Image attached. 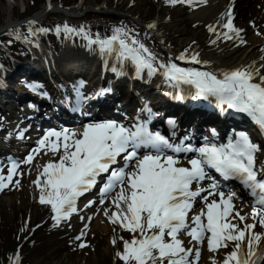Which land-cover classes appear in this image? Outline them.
Here are the masks:
<instances>
[{"label":"snow or ice","instance_id":"1","mask_svg":"<svg viewBox=\"0 0 264 264\" xmlns=\"http://www.w3.org/2000/svg\"><path fill=\"white\" fill-rule=\"evenodd\" d=\"M162 3L191 8L199 0ZM25 23L27 32L19 26L7 30L8 45L15 40L39 48V37L49 29L37 27V21L32 19ZM157 24L146 23L142 34L123 24L113 27L107 36L92 34L84 25L73 27L67 23L56 25L55 32L65 39H82L89 51L98 53L110 65L117 78L129 73L146 82L159 78L156 87H163L164 95L180 102L188 97L206 101L222 116L242 114L264 135V54L259 66L252 61L214 68L200 58L193 48L196 42L192 41L178 55L162 56L155 45L150 46L152 38L159 35ZM207 30L212 37L210 45L221 41L233 42V46L236 41L246 43L243 30L234 25L231 5L216 23L207 25ZM160 44L165 45V41L161 39ZM260 51L264 53V48ZM178 61L203 65L204 70L182 67ZM21 83L37 96H48L39 82ZM85 86L83 80L72 84L74 102L70 110L74 113L81 112L90 100L113 92L111 87H101L90 96L83 90ZM137 111L131 124L103 119L83 123L77 130H44L22 161L8 158L7 175L2 174L0 165V191L10 185L20 186V180L14 177L22 175L18 172L21 164L33 165L37 156H47L48 160L37 166L40 170L32 183L39 191V204L50 209L53 227H61L63 222L70 227L74 214L90 222L92 216L85 217L84 209L102 206L97 207V213L102 212L113 226L112 231L119 229L129 234V238L114 235L110 241L113 246L122 245L114 254L121 264H199L205 243L210 253L223 256L221 261L213 256L212 264H264V160L259 159L264 155V145L255 142L246 131L235 129L225 142H217L215 128L210 129V138L205 137L197 145L191 133L177 137L178 123L174 118L165 121L167 135L153 130L150 123L160 113L150 104L145 103ZM25 134V130L17 129V139L23 140ZM220 180L238 182L250 201H243ZM96 188L98 199L88 200L81 209L78 201ZM237 200L250 206V213L241 214L242 209L237 210L235 205ZM197 202L202 205L198 213ZM257 227L261 231H255ZM88 228L85 223L74 237L81 249L87 246L84 237ZM26 230L27 221L20 231ZM182 236L190 237L187 244ZM20 262L18 249L9 256V264Z\"/></svg>","mask_w":264,"mask_h":264},{"label":"bare ground","instance_id":"2","mask_svg":"<svg viewBox=\"0 0 264 264\" xmlns=\"http://www.w3.org/2000/svg\"><path fill=\"white\" fill-rule=\"evenodd\" d=\"M158 3L162 2V0H156ZM245 0H206V3L204 0H199V3L197 5H193V7H188L186 6L183 11L187 10L190 11L188 19L191 21L193 27L198 26L199 28L202 29L199 34V36H205L209 37L208 41L205 44H201L200 40L196 36H190L191 31L187 30L185 32H182L176 41L180 43L181 45H176L175 43H172L170 40V34L169 32H175L177 29L183 25V21L180 19V16H172V14L166 10L167 12L165 14H162L159 16L157 19L152 18L151 20L145 21V19L141 18L138 15L137 9H129L132 6V1L130 0H116L115 3H111L109 0H104L101 4H95L92 1L88 0H81L80 4L78 5L76 10L69 11L71 14H79L83 12H92V11H102L100 15L108 13L110 15H116L119 19L120 18H125V19H131L135 21V24L138 26L136 28L137 30H141V33H143L144 28L143 26L151 21H157V32L159 35H156L153 37V42L152 40L150 41V46L155 45L156 49L161 53L162 56H167L169 54L171 55H178L180 52L184 51L188 46L192 43V41H195L196 44L193 45V48L196 52L200 54V58L202 60L210 62L212 67L214 68H225V67H230V66H236L240 64H249L252 61L257 62V66H259V63H261L260 57L262 53L260 50L264 48V38H259L256 36H251V37H243L244 40L246 41L245 44H239V41H236L235 44L236 46H233V42H225L221 41L218 42L217 45H210L209 40L212 38L207 30V25H211L216 23V21L220 18L221 13H224L227 8L231 5L234 6V10H237V13L239 14V17L237 19V22L234 24L237 28L242 29L244 31V26L241 25V20L243 19L244 21L246 20L247 16V9L245 7H242L243 3ZM59 1L52 2L49 6L42 8L38 12H36V15L34 18L31 17L32 20L37 21V23L42 22L47 15L51 11V13H54V11L57 10V7H60V4H58ZM42 4V3H41ZM131 5V6H129ZM52 8V9H50ZM68 12V11H65ZM234 13V12H233ZM28 14H32V11L28 12ZM96 17H99L98 14H93ZM88 16H90L88 14ZM243 16V17H242ZM30 16H24L22 18V21H17L16 24H13L14 26H19L22 31L24 32L23 26H24V21H27L26 19ZM113 22V21H112ZM68 24V21L66 22ZM59 25V24H58ZM8 27L11 26V23L7 25ZM166 27L164 30L163 27ZM93 28V24L91 25ZM161 29L159 30V28ZM15 28V27H14ZM13 28V29H14ZM257 32H259L261 35L264 34V17L260 20L259 25L256 28ZM111 29L109 27H100L95 30L94 33L96 34L99 33L101 36H107L111 35ZM243 33V32H242ZM241 35L243 36V34ZM76 38V37H75ZM72 41L73 46L71 43L67 40L65 45H60L59 49L61 52H56L55 59L50 58L48 59L51 50L50 51H40L41 54H44V57H38L35 56V58L32 60L28 53L26 54V51L20 47H17V52L19 55L17 56L20 60H22V66L17 64H13L10 68H8V72L5 71L4 73L0 74V98H3V101H10L11 99H15L17 96L15 94H12L13 92L7 93L9 91V86H15V87H22L23 89V94H28L30 93L31 95L33 94L30 92L28 89H26L21 81H22V73L25 74L26 72H29L32 75H37V76H42L48 79L49 81V87L53 91H58L62 90V88L68 86L70 83L69 80H82L81 78H84V76H78L80 74H83L84 71H79L77 70V66L74 67V70L76 72V75H71L69 76H59L61 78V81L63 82L60 84V81L57 79L58 78V71L61 70V67H56L57 63H61L63 59H66L68 55H72V52L74 48H76L77 44L75 42L79 39H75ZM73 39V38H72ZM163 39L165 41V45L160 44V40ZM222 44L218 48L216 46ZM83 49V48H82ZM81 49V50H82ZM87 49V48H86ZM42 50V49H41ZM58 50V48H57ZM170 50V51H169ZM7 53H10L11 56L16 55L15 51L11 50L10 48H7ZM23 53V54H21ZM85 53V51H83ZM85 54H89V52H86ZM31 55V54H30ZM70 55V56H71ZM3 57V56H2ZM6 60V57H3ZM25 58V59H24ZM72 61L79 62L77 58L71 57ZM24 61V62H23ZM36 61H38L41 65H49L50 67H54L53 69H47L48 73L46 74L45 71H43L40 68L34 69L35 67L31 65H36ZM56 62V63H55ZM24 63H28L27 66H24ZM180 66L182 67H196L200 68L201 70H204L203 65H194V64H185L184 62L179 63ZM99 65H105L106 69H99ZM79 68V67H78ZM56 69V70H55ZM103 71H107L109 74L106 73H101ZM74 74V73H73ZM89 77L92 79L96 78V82L103 81L105 84L98 85L96 84L95 87L101 88V87H111L113 89L112 94L103 97V98H94L87 102L84 107L83 111L81 112H86L90 113L92 109L95 111L93 112L94 114H97L96 112L99 111V106L104 103L102 106L104 112H108L112 107L117 108L115 114H116V120L122 121L123 117L121 115L127 114L128 110L131 109L130 105L127 98H126V104H124V96L126 95H134L133 92H136L135 95H137L138 92H143L147 97H150L153 99V101L158 102L157 104L160 105L162 109H164L165 113H177L178 116L181 117V120L183 122L184 126H189L190 129L195 130L194 134L197 136L198 140H203L205 137H209L210 135L206 132V126L198 125V119L202 118L204 121H206L209 125L217 127L219 125V129H221V125L225 123H233V124H243L244 122L238 120L237 118H234L232 115L231 116H225V119L223 122L220 121L219 118H217V115L220 114L216 108H214L212 114L207 115L206 112L202 109V107L206 104V101L199 100V101H193L189 97L190 101V106L191 108L189 110H185L182 108L184 106V103L181 104L180 101H176L171 98V96H166L164 95V88H157L156 84L159 83L157 82V78H153L152 81L146 82L140 79L132 77L131 73L129 75L117 78L114 73L110 71V65H106L103 60L100 58V55H97V62L93 61L92 64L90 65L89 71L86 73ZM132 77V78H130ZM15 78H21L18 81L15 80ZM66 78L67 80H64ZM98 79V80H97ZM34 79L31 77L28 79L29 82L33 81ZM91 80V79H90ZM92 83V81H90ZM157 82V83H156ZM15 83V85H13ZM9 84V86H8ZM155 85V86H154ZM122 87L127 88L125 92ZM154 86V87H153ZM95 87L90 88L87 93H95L99 89H96ZM153 87V88H152ZM70 90L67 91V93ZM22 94V95H23ZM90 95V94H88ZM25 96V95H24ZM38 97L37 95H35ZM59 98L64 97L61 94L57 95ZM56 97V96H55ZM144 97V95H143ZM62 100H67L65 103H67L69 100L68 99H62ZM192 100V101H191ZM50 101V100H48ZM32 102L35 106L36 109L32 110L30 113H26L28 115V118L30 115H33L34 117L39 119V114L43 113L49 109H52L53 111L57 110L58 106L57 104H54V106H44L38 103V99H24L23 103H28ZM134 102V100H133ZM22 103V104H23ZM71 102L69 101V104ZM38 105V106H37ZM63 108H68L67 106H63ZM66 112V110H64ZM15 114H18V109L16 110ZM73 113L70 111L67 112L68 116H72ZM50 115H54V113H50ZM103 114H101L102 116ZM14 115H11L13 118ZM15 117V116H14ZM99 117V116H98ZM107 119H113L110 115L104 116V118ZM101 118V117H100ZM124 118H127L124 116ZM155 119V117L153 118ZM47 123H50V125L53 123L51 121H46ZM227 130V129H223ZM220 130L217 132V136L220 135ZM43 164V162H42ZM36 165V164H35ZM38 164L35 166V173L33 175L32 181L36 178L37 173H38ZM31 181V183H32ZM236 208L237 210H241V214L244 213H250V209H248L243 203H236ZM78 217V216H77ZM77 217H73L70 220L74 219L76 220ZM104 217V216H103ZM102 217V219H103ZM7 218V217H6ZM248 222H251L249 220ZM242 226V225H241ZM255 231H261V229H255ZM204 258L202 257V263L203 264H208L212 263L211 258L215 256V259L217 261H220L218 259L217 254H213V256H209Z\"/></svg>","mask_w":264,"mask_h":264},{"label":"rangeland","instance_id":"3","mask_svg":"<svg viewBox=\"0 0 264 264\" xmlns=\"http://www.w3.org/2000/svg\"><path fill=\"white\" fill-rule=\"evenodd\" d=\"M31 1L34 2V4H32ZM103 1L104 0H95V2H92H94L95 4H101ZM109 1L111 3H115L116 0ZM130 1H132V6L129 9H137V11L139 12L138 15L142 19L144 18L145 21L151 20L152 18L157 19L162 14H165L167 12L166 10H168L172 14V16H180V19L183 21V25H181L177 29V31L169 32V34L171 35L170 38L172 37L170 40L176 45H181L176 41V39L181 34H183L182 32H185L187 30L191 31L190 36L194 35L198 39H201V44H205L209 39V37L199 36L202 29L198 26L193 27L191 21H189L188 16L190 11H183L187 5H177L175 7H170L164 5L162 2L157 5L155 3L156 0ZM40 2L41 1L39 0H0V25H6L11 22H15L16 20H20V18H22L30 11L35 10L36 12H38L39 10H41V7L39 6ZM77 3V0L75 2H73V0H64L65 5H63L69 6L70 8L66 6L69 9H75L76 7H78L79 3ZM242 7H245V9H247V18L245 21L242 19L240 22L241 25L248 29L246 33V36L248 38L256 34L255 27H253V25L258 26L259 21L264 16V0H245ZM98 16L99 17H96L93 14H91L90 16L86 15L85 20H90L91 23L93 22V24H97V21H95V19H101L99 23L104 22L105 24H107L104 27H109L111 31L113 27L119 26L121 24L135 29L138 28L134 21L128 18L119 19L116 15H110L108 13L102 14V16L99 14ZM48 17L54 18L48 19L47 21H57L59 20V17L61 20H63L61 16L57 15H50ZM160 29L161 27L159 28V30ZM163 29L165 30L166 27L164 26ZM138 31L141 32V30ZM4 35L8 36L6 34ZM153 41L154 40L152 39V42ZM3 42L4 44L0 45L2 50L6 48H3V46L6 44L5 42H7V40L4 39ZM13 63L15 65L20 64L22 66L21 62L14 60ZM27 64L28 63H24V66H27ZM11 66L12 65H10V67ZM83 67L86 68L87 65L83 64ZM19 79L21 78H15L16 81H18ZM13 85H15V83ZM13 127H17V125L12 124L4 127L0 136L13 140L15 137L12 130ZM46 158L48 159L47 156H37L33 165H25L23 168H21L20 173H22V175L17 176V179L20 180V186L15 189L10 196L3 197L2 205L0 206V218H2L3 216L5 218L7 216L8 217L6 219H0V237H2L4 242L13 239L10 234L14 235L16 233L17 226L19 225V221L21 219L22 227L24 226V219L26 217V221L28 222V224H30L31 221L32 223H36L40 220H44L46 225H44L42 228L47 230L54 229L53 231H51V233L56 234L58 238L56 236L54 237V235H48L44 231L38 230L37 233L30 237V239L34 241V246H32V244L30 243L24 244L25 240L22 238V247L17 248L18 245H15L16 247H13V249L11 246L10 248H12V251L10 252V255L15 253L19 249L22 260L20 264H115L114 261L112 262V260H116L114 254L121 247L119 244L113 246L110 241L114 235L119 237L121 231L117 229V231L114 233L112 231L113 226L108 221L99 223L102 212L98 214L97 208H95L94 210L92 209L89 213V216H92L91 222H88L85 219L79 224L80 220L77 219L70 222V227L67 222H63L61 227H53V221L50 218V209L49 207L39 204V191L35 188L34 184L31 183L33 175L35 173V166L37 164L42 165V162ZM39 170L40 169L38 168V171ZM10 219L12 220V224L9 223ZM46 219L51 220V223L47 222ZM15 222H17V224L13 226ZM85 223L89 224L87 233H89L91 236H94L95 239H99V237H101L102 239L100 240L105 242V246L102 249L98 250L94 245H88L83 249L77 248V242L74 240V237L80 234L81 230L84 228ZM29 227L31 226H28V229ZM26 231L22 232L23 236L26 234ZM57 241H62L64 244H66L65 242H68L70 244L72 243V247L70 245L71 250L65 253L64 249H60V246L56 244ZM14 242L15 244L17 243L16 241ZM90 251L94 253H91ZM1 255L2 251H0V261L2 260V264H9L8 261L4 260L5 258L1 259Z\"/></svg>","mask_w":264,"mask_h":264},{"label":"trees","instance_id":"4","mask_svg":"<svg viewBox=\"0 0 264 264\" xmlns=\"http://www.w3.org/2000/svg\"><path fill=\"white\" fill-rule=\"evenodd\" d=\"M64 1V0H63ZM76 0H73V2H75ZM8 217V216H7ZM0 219H6L4 216ZM9 223L12 224V220L10 219L9 220ZM17 224V222H15L13 224V226ZM22 228V219L19 221V225L17 226V230H16V233L13 235V234H10V236L13 237V239H10L9 241L7 242H4L2 237H0V251H2V255H1V258H5L4 260L5 261H8V258H9V255H10V252L12 251L11 249L13 247H16L17 245H19L22 241V232L20 231ZM21 237V239H17V237ZM24 237V236H23ZM16 241L17 243L15 244ZM36 243V242H35ZM16 245V246H15ZM12 246V248H10ZM32 246H34V242L32 244ZM14 249V248H13Z\"/></svg>","mask_w":264,"mask_h":264}]
</instances>
